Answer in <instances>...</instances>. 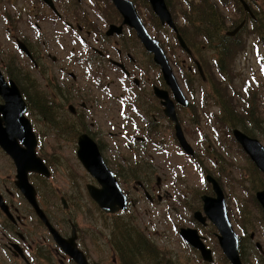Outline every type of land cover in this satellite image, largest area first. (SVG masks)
<instances>
[{
    "label": "flooded vegetation",
    "instance_id": "1",
    "mask_svg": "<svg viewBox=\"0 0 264 264\" xmlns=\"http://www.w3.org/2000/svg\"><path fill=\"white\" fill-rule=\"evenodd\" d=\"M8 1H11L12 10L2 9L0 0V31L6 38L0 45V70L8 83L11 80L16 83L25 104L24 118L35 136H30L25 127L27 136L16 138V142L22 148L34 143L36 156L42 160L46 170L28 168L25 181L14 156L0 142V264H103L110 258L115 264H168L165 241L160 240V246L152 250L153 236L144 234L146 232L136 222L134 212L145 199L148 205L164 204L162 210L166 221L169 222L168 218L178 215L179 211L177 219H181V207L187 196L185 188L169 178L162 180L157 173L147 169L145 164L151 163L142 156L151 151L152 145L165 149L158 137L168 128L169 122L175 126L167 116L155 87L171 93L177 115L179 107L189 108L190 100H187V105L176 101L161 69L159 82L151 81L149 76L144 81L138 78L136 58L131 52L133 48L137 50L135 40L143 47L148 60L150 57L154 60L153 53L142 43L132 26L123 24L124 17L112 0ZM132 1L142 13V4ZM147 4L154 13L149 0ZM6 44L11 45L2 50ZM15 60H19L20 66ZM11 65L17 66V75L12 73ZM189 70L195 73L194 65H190ZM142 72L147 73V69ZM144 88L150 93L149 99L142 96ZM58 106H67L69 113L65 122H68L66 139L70 156L64 157L71 162L68 173L76 170L81 178L79 185L70 186L75 191L73 197L59 192L61 210L69 215L66 221L69 231H64L56 221L55 196L43 200V188H57L56 168L50 162L56 156V134L48 130L50 127H44L47 124L42 123L39 115L45 112L55 115ZM12 108V103L0 93V130L6 127L7 112ZM42 119L48 120L45 116ZM69 132H72L71 136ZM84 136L95 143V151L126 195L125 209L107 212L91 197L89 187L106 188L87 169L80 155ZM178 142L185 156L197 159L198 153L192 145L193 154L184 149L179 139ZM45 144L47 148L42 151ZM85 151L89 155L94 152L89 147ZM157 168L151 167L153 170ZM257 172L263 174L258 168ZM102 174H106L104 169ZM202 175L206 190L200 196L202 207L197 210L200 212L203 211V197L216 196L209 180L212 173L205 171L203 166ZM82 192L99 213L111 221L102 234H84L72 217L87 206ZM224 192L228 198L225 189ZM254 200L264 214L256 194ZM197 211L191 218L192 226L176 228L177 234L185 242L180 231L191 227L208 245V235L216 227L209 217L202 220L204 213L197 217ZM108 226L112 234L106 235L104 231ZM56 232L66 240L67 250L63 241L56 239ZM217 232V229L213 232L216 239ZM255 237L253 232L249 241L255 242V250L264 257V248ZM72 239L75 241L74 249L67 244V240ZM244 245L246 247V243Z\"/></svg>",
    "mask_w": 264,
    "mask_h": 264
},
{
    "label": "rangeland",
    "instance_id": "2",
    "mask_svg": "<svg viewBox=\"0 0 264 264\" xmlns=\"http://www.w3.org/2000/svg\"><path fill=\"white\" fill-rule=\"evenodd\" d=\"M137 1L141 4L143 3L141 5V17L144 21L147 20L146 24L151 35L160 40L161 46L174 67L178 81L191 102L189 108H178V116L188 139L186 140L196 149L198 155L197 159L193 160L183 154L175 135V126L169 122L168 128L164 129L158 137L160 139L158 141L163 142L162 144L165 149L152 145L151 151L142 157H145V160L151 163L145 164L147 169L157 173V176L162 180L169 178L177 182L179 186L185 188L183 190L186 191L187 196L183 207H181V219H177L180 214L179 211L178 215L168 218L169 222L166 221L167 217L162 210L164 204L148 205L145 199L141 201L138 211L134 212V218L141 229L146 232L144 233L145 235L153 236L152 250L160 246V240L163 243L165 241V248L167 249V257L169 259L168 264H230L224 257L218 240L213 233L216 229L212 228V234L209 233L208 235L210 236L208 245L213 249L215 257L213 263L205 261L196 250L184 242L179 234H177L178 227L192 226L191 218L193 217V213L201 210L202 202L200 196L206 190L204 175H202V167L204 166L205 171L211 172L224 187L228 195L229 215L239 235L243 233L239 229L238 222L243 219V224L247 230L246 238H244L245 241L243 240L246 243V256L250 263L256 264L257 257L249 256V249L253 250L255 242L249 241V238L254 232L256 235L255 240L259 241L263 246L262 248H264V222H262V220L264 221V215L254 200L256 190L264 187V175L256 171L257 167L242 147L237 144L233 135L231 134L230 136L227 133L229 130L217 123V116L221 114V104L225 102V99L230 103L231 108L235 107L238 111H243L242 105L246 104L245 100H247L248 92H250L257 94L255 105L264 120V70L258 58L264 52V45L260 40L261 34L252 25L251 13L249 14L243 9L241 4L242 9L238 3H233L232 1L223 4L221 0H209L211 3L216 4L218 9L220 7L222 13L225 15L226 28L223 34L227 30H232L236 24L246 21V25L238 33L240 40L232 47V51L225 50L224 53L221 49L222 47L215 48L216 44H221L220 41L209 43L202 30H196L192 27L190 18L196 16V13H193L192 9L198 6L201 0H186L187 2L185 0H170L177 9L174 14L177 25L192 31L193 37L188 34L189 43L192 45L191 49L194 54L191 57L179 45L175 34L168 27L163 28L155 14H153L155 15L153 17L151 13H148L143 0ZM190 1L193 2L191 3ZM246 1L254 13L261 11L263 6L262 0H258L257 2L253 0ZM1 4L3 6L2 9H13L11 1L2 0ZM31 4L34 3L32 2ZM185 11L187 12L185 13ZM5 39L4 33L0 31V45ZM135 41L138 46L137 50L133 48L131 52L136 58L135 65L138 78L144 81L149 76L151 81L159 82L160 67L154 60L152 61L151 57L148 60V56L143 47L140 46L139 41ZM10 45L6 44V47L1 46L2 50L4 48L7 50ZM52 53H54L53 49ZM195 59L204 62L202 67L205 69L207 76L203 80L195 75L196 81L192 84L194 88L190 89L186 83L185 73L186 71L193 73L192 70H189V66L194 65L195 67ZM216 60L218 63H216ZM14 62L19 64V60H15ZM20 63L22 66L24 65L22 60H20ZM218 65H223L226 74H223L224 72L218 69ZM143 69L144 71L147 69V73H143ZM190 72L187 73V77ZM225 75L228 80L224 79ZM222 83L226 84L225 90L222 87ZM138 90L140 91L141 88ZM142 96H144V99L150 98L147 88H144V91H142ZM221 96L225 99L221 98ZM43 116L48 120H43ZM39 117L42 123L47 124L44 127H50L48 130H53L56 134V156L52 157L50 162L56 168L58 180H55V184L57 188H43L45 189L43 200L52 199L55 196V203L57 204L55 211L56 221L64 227V231H69L70 229L66 225L69 215L61 210L62 204L59 201V192H66L73 197L75 191L71 190L70 186L79 185L81 178L76 170L68 173L71 162L64 159L65 156L67 157V154L70 156L67 150L69 141L66 139L68 136L66 131L68 122H65V120L69 117L67 106L57 108L55 115L45 112L39 115ZM238 128L243 130L240 126ZM255 132L257 134L254 137H258L264 143V139L260 137L259 132L257 130ZM69 135L71 136L72 132H69ZM201 141L203 142L201 143ZM46 148L47 144L44 145L42 151ZM155 166L159 168L156 170L151 169V167ZM156 177L153 179H156ZM66 181L68 183L67 186ZM260 184L263 187H260ZM82 194L87 206L84 210L78 212L77 216L72 217L74 221H77L84 234H102L104 227L107 224L109 225L111 221L99 213L98 208L86 197L85 193L82 192ZM245 210H249V217ZM170 213H173V210H170ZM245 219L249 224H246ZM206 228H209V226ZM104 232L106 235L112 234L109 226L106 227V231ZM103 264L115 263L113 258H110Z\"/></svg>",
    "mask_w": 264,
    "mask_h": 264
},
{
    "label": "water",
    "instance_id": "3",
    "mask_svg": "<svg viewBox=\"0 0 264 264\" xmlns=\"http://www.w3.org/2000/svg\"><path fill=\"white\" fill-rule=\"evenodd\" d=\"M112 1L124 17L123 24L132 26L136 30L137 35L142 43L150 52L153 53L154 61L160 66L164 78L169 85L172 93L174 94L176 101H178L180 104L187 105V99L185 97L184 91L178 81V78L176 77L168 55L161 46L160 41L149 34L147 27L144 24L143 19L139 15L134 2L132 0ZM240 1L245 10L249 11L252 14V17H254V14L250 6L248 5V2L246 0ZM149 2L161 24L167 25L170 29H172L176 34L177 40L181 47L185 49L188 54H192V50L186 43L184 37L181 35L166 0H149ZM244 23L245 21L240 23L235 29L227 31L226 34L228 36L236 35L237 32L243 27ZM199 69L201 71V74H203L201 66H199ZM155 90L158 97L162 100V103L165 106V112L167 116L175 123L176 137H178L184 149L188 153L193 154L191 145L185 139L182 125L176 113L175 102L170 97L171 93H169L168 90L161 89L159 87H155ZM0 93L5 95L13 106L9 113L7 112L8 121H6V127L0 130V142L9 150V153L14 156L18 165L19 173L23 174L26 181V173L28 168L45 172L46 166L44 165L42 160L36 156L34 143L22 148L16 142V138L25 135L27 136L26 130H24L25 127L30 132V136H33L34 138L35 136L32 133L30 123L24 118L25 104L16 83L13 80L8 83L1 73V70ZM21 123H24V125H21ZM233 134L235 140L242 146L245 152L256 164V166L264 172L263 142L256 137L250 136L239 128H235L233 130ZM82 140L84 142H81L83 145L82 150L80 151V155L83 158V162L87 169L94 176H96V178H98L106 188L94 189L92 187H89L91 197L107 212H117L119 210L125 209L127 205L126 195L121 189H119V186L111 170H109L108 167L103 164L100 154L95 151V143L93 144V142L86 136H84ZM88 147L92 148L94 151L90 155L89 153H87V151H85ZM101 166L106 173L105 175L102 174L103 169L100 168ZM209 180L212 182V186L214 191L216 192V196L203 197L205 216L202 220H205L207 217H209L212 223L217 227V237L219 245L231 264H243L239 252V236L232 225V221L228 213L224 190L222 189L220 183L214 177L209 176ZM256 197L264 209V189L257 191ZM201 215L202 214L200 213V211L196 212L197 217H200ZM180 234L189 244L201 251L203 258L206 261H214L212 249L207 247L206 243L198 234L197 230L186 227L181 229ZM56 239L58 241H63V246L67 250L66 240H62L57 232ZM67 241V244L70 245V249L71 247L72 249H74L75 241L73 239ZM74 252L77 251L75 250Z\"/></svg>",
    "mask_w": 264,
    "mask_h": 264
},
{
    "label": "trees",
    "instance_id": "4",
    "mask_svg": "<svg viewBox=\"0 0 264 264\" xmlns=\"http://www.w3.org/2000/svg\"><path fill=\"white\" fill-rule=\"evenodd\" d=\"M166 1L169 5L170 10L172 11V13L174 15L175 12L177 11L175 5L170 0H166ZM221 1L223 4H227L229 1H232L233 3H238V5L241 9L243 7V6L241 7L240 2L238 0H221ZM143 2H144L145 7H147L149 13H151V15L154 17L155 15H153L154 13L152 12L150 6L147 4V0H143ZM190 2L192 3L193 1H190ZM262 5L263 6L261 8V11H259V12L256 11V13H255L256 18L252 19V21H253L252 25H253V27H255L259 30V33L261 34V37L260 36L259 37H260V40L263 42V45H264V0H262ZM186 12L187 11H185V13ZM192 12L196 13L195 17L193 16L190 18L192 27L196 30H202L204 36L207 38L209 43H215L217 41H220L221 44H216L215 48L222 47L221 49L223 50V52L225 50H231V51L233 50L232 47H234L236 45L237 41L240 40V38L238 37V34L234 37H228L225 33L223 34V31L226 28V18H225V15L222 13L220 7L218 9L216 4L211 3L209 0H201L200 4L192 9ZM139 13H141V12L139 11ZM198 16H199V18H198ZM176 18H177V16H176ZM145 21H147V20H145ZM236 25H238V24H236ZM178 28H179L181 35L184 37V39L186 40V42L188 44L189 43V35L191 37H193L192 31L185 29L183 27H180L179 25H178ZM188 45L191 48L192 45L190 43ZM258 58H259V63L264 70V52ZM200 61L203 65L204 62L202 60H200ZM216 63H218L217 60H216ZM10 68L12 69V73L14 75H17V73H16L17 66L11 65ZM218 69L220 71H223L224 72L223 74H226L223 65H218ZM188 72H190V71H188ZM188 72L186 71V73H185L186 83H187L188 87L191 89L193 87V85H192L193 82L196 81L195 75L199 76L201 79H202V77L199 75V72H197L196 70H195V73L190 72L188 77H187ZM224 79L228 80L226 75H225ZM223 84L224 83H222V87L225 90L226 84H224V85ZM217 92H218V90H217ZM221 98H224V97L221 96ZM245 102H246V104L242 105L244 110L238 111L237 109H235V107L231 108L230 103L225 99V102H222V104H221L222 105V111H221V114L217 116V123L224 128L226 127L227 130H229L227 133L230 136H231L232 129L240 126L243 128V130L245 132H247L248 134H250L252 136H256L257 133L255 132V130H257L260 134V137H262L264 139V120L260 116V112L258 111V108L255 105V103L257 102V94L248 92V98H247V100H245ZM256 171H257V169H256ZM260 187H263V185L260 184ZM245 212L249 217L250 216L249 210H245ZM262 213H263V211H262ZM262 222H264V221L262 220ZM238 224L241 227V229L243 230V232L246 233L247 230L245 228V225L243 224V219L240 220L238 222ZM246 224H249L247 222V220H246ZM244 238H246V237H244V236L241 237V255L245 261V264H252L249 262V260L246 256V248L244 245L245 244ZM257 253H258V251L255 250V247H253V250L249 249V256L250 257H253V256L257 257V263L258 264H264V257L260 253L259 254H257Z\"/></svg>",
    "mask_w": 264,
    "mask_h": 264
}]
</instances>
